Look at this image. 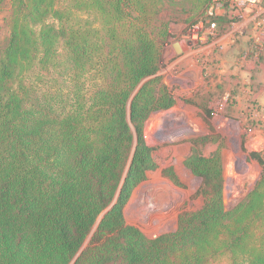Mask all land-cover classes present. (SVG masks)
I'll return each mask as SVG.
<instances>
[{
  "label": "trees",
  "instance_id": "16d2710c",
  "mask_svg": "<svg viewBox=\"0 0 264 264\" xmlns=\"http://www.w3.org/2000/svg\"><path fill=\"white\" fill-rule=\"evenodd\" d=\"M210 1L0 0V264H264V152L228 209L221 152L204 154L216 138L196 136L184 163L202 207L156 237L125 218L158 169L145 124L176 104L164 13Z\"/></svg>",
  "mask_w": 264,
  "mask_h": 264
},
{
  "label": "rangeland",
  "instance_id": "374dc122",
  "mask_svg": "<svg viewBox=\"0 0 264 264\" xmlns=\"http://www.w3.org/2000/svg\"><path fill=\"white\" fill-rule=\"evenodd\" d=\"M206 6L164 13L171 23L160 74L176 104L147 120L144 135L158 169L124 208L127 222L149 237L176 230L182 212L203 205L201 179L184 163L192 138H216L204 154L221 152L226 208L243 201L262 174L251 153L264 152V0H211L205 14ZM181 41L191 43L179 54ZM170 169L182 185L164 174Z\"/></svg>",
  "mask_w": 264,
  "mask_h": 264
},
{
  "label": "water",
  "instance_id": "95a60500",
  "mask_svg": "<svg viewBox=\"0 0 264 264\" xmlns=\"http://www.w3.org/2000/svg\"><path fill=\"white\" fill-rule=\"evenodd\" d=\"M191 42L190 41H181V42H177L175 43V48L177 50V52L180 54L182 52V45L183 47L187 48V46L190 44ZM119 195V194H118ZM118 195L116 197V199L112 202V204L103 212L101 218L114 206V204L117 202V199H118ZM100 218V219H101Z\"/></svg>",
  "mask_w": 264,
  "mask_h": 264
}]
</instances>
